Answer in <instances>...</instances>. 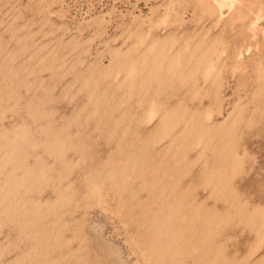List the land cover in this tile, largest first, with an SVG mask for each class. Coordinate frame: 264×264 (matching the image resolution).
Returning <instances> with one entry per match:
<instances>
[{
  "label": "rangeland",
  "instance_id": "1",
  "mask_svg": "<svg viewBox=\"0 0 264 264\" xmlns=\"http://www.w3.org/2000/svg\"><path fill=\"white\" fill-rule=\"evenodd\" d=\"M0 264H264V0H0Z\"/></svg>",
  "mask_w": 264,
  "mask_h": 264
},
{
  "label": "bare ground",
  "instance_id": "2",
  "mask_svg": "<svg viewBox=\"0 0 264 264\" xmlns=\"http://www.w3.org/2000/svg\"><path fill=\"white\" fill-rule=\"evenodd\" d=\"M219 5V4H218ZM261 5V4H260ZM220 6V5H219ZM260 7H262V6H260ZM256 9V8H255ZM258 11V10H257ZM252 12H255V11H252Z\"/></svg>",
  "mask_w": 264,
  "mask_h": 264
}]
</instances>
